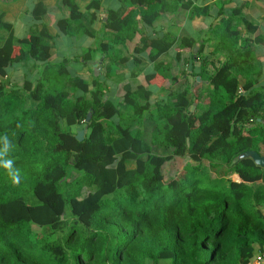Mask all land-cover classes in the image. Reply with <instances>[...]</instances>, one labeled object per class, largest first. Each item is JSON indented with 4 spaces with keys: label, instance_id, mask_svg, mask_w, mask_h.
Masks as SVG:
<instances>
[{
    "label": "trees",
    "instance_id": "16d2710c",
    "mask_svg": "<svg viewBox=\"0 0 264 264\" xmlns=\"http://www.w3.org/2000/svg\"><path fill=\"white\" fill-rule=\"evenodd\" d=\"M99 6L92 0L87 9ZM44 11L42 2L36 4L34 18ZM126 11L111 12L106 23L122 42L133 31L124 32L131 16ZM5 14L0 10V264H247L254 244L264 246V166L237 157L261 150L263 89L241 92L230 62L210 78L226 95L195 112L191 107L203 97L185 89L149 116V94L140 104L126 90L123 113L103 99L102 76L94 74V91L81 77L71 78L68 68L50 63V32L31 29L19 37ZM83 17L73 5L58 26L70 35L82 32ZM109 48L107 42L94 45L84 61L92 63L96 52ZM18 63H32L39 73H25L18 84L8 69ZM53 75L70 79L51 90ZM89 89L91 98L78 94ZM77 128L85 129L83 140ZM72 181L78 184L69 198L75 219L70 215L66 237L68 201L58 186Z\"/></svg>",
    "mask_w": 264,
    "mask_h": 264
},
{
    "label": "crops",
    "instance_id": "0c3cea01",
    "mask_svg": "<svg viewBox=\"0 0 264 264\" xmlns=\"http://www.w3.org/2000/svg\"><path fill=\"white\" fill-rule=\"evenodd\" d=\"M91 1L81 0V3H78L84 13L82 22L86 30L80 29L82 32L71 35L60 29L58 20L63 17H55L58 12L54 10L52 13L51 6L44 0H36L31 8L26 9L22 7L23 1L10 3L11 5L0 2V10L5 11V19L13 23L19 37H23L19 34L27 35L31 29L42 31L46 29L50 32L54 45L50 63L58 62L59 67L68 68L65 64L70 59V62H73L68 69L70 77H81L94 91L97 90L94 85V74L102 76L98 89L102 90L103 99L120 107L123 113L127 107L126 90L137 96L140 104L146 102L142 97L149 94V101L153 104L146 114L149 116L155 112L157 104L168 101L173 95L180 94L185 89H190L192 96L198 94V97H203L202 102L194 103L191 107L195 112L201 103L208 104L212 97L220 98L226 95L225 89L214 90L210 78L215 76L221 66L230 62L234 74L240 80L241 92L246 93L255 89L264 91V0H146L144 5L134 0H97L99 8L87 9ZM39 2L43 3L45 11L41 19H35L33 10ZM126 8L124 15L131 12L128 21L133 31L125 41L113 46L120 52L119 60L113 61L107 50L96 52L92 63L85 62L84 52L96 45L93 43L86 49L76 47L77 51L73 57H64L59 52L56 53V38L59 35L66 36L63 40L80 35L77 38L87 36L88 42L94 41L96 36L103 37L101 33L109 29L106 23L111 12L119 13ZM69 15L70 12L64 17ZM17 23L20 27L23 26L22 30L18 29ZM26 24L29 29L24 31ZM52 26H56V29L53 30ZM145 39L151 40L153 45L144 48ZM160 47L167 49L158 52L156 48ZM15 51H18V46ZM66 58L68 61H64ZM40 67L41 70L44 65L41 64ZM8 69L9 77L19 82L18 84L22 83L21 78L25 73L28 78L39 73V69H35L32 63L13 64L8 66ZM2 77L0 74V79ZM66 78L69 81V76ZM248 81L253 83L251 88L246 90L243 86ZM90 89L86 93L78 94H86L91 98L93 91ZM121 119L123 121L125 118ZM250 126H254V123ZM260 148V152L263 153L264 142L260 143ZM231 178L235 181L242 180L238 174H232ZM254 249V254L247 264L264 252V246L259 243L254 244ZM147 264L152 262L148 261Z\"/></svg>",
    "mask_w": 264,
    "mask_h": 264
},
{
    "label": "rangeland",
    "instance_id": "374dc122",
    "mask_svg": "<svg viewBox=\"0 0 264 264\" xmlns=\"http://www.w3.org/2000/svg\"><path fill=\"white\" fill-rule=\"evenodd\" d=\"M19 1H23L22 7L24 9H26V8H31V6H33L35 4L36 0H19ZM44 2H47L51 6L50 11L52 13H54V10H56L58 12V14L55 17H59V16L64 17V16H67L69 12L71 14V9H72L73 5H78V3H81V0H70V5H69V0H44ZM5 3L10 4V2H5ZM69 7H70V10H69ZM29 21H30V18L28 17L27 18V22H29ZM85 23H86V21H85ZM17 27H18L19 30L23 29V26L20 27L18 23H17ZM28 29H29V27L26 24V27L24 28V31H27ZM52 29L55 30L56 26H52ZM131 29H132L131 24H127L125 26V28H124V32L125 33L131 32ZM101 34H103V37L99 38V36H96L95 40L94 41H90V42H88V37L87 36H82L81 39H79L77 37H79L80 35L79 36L77 35V37H68V38L63 40V38H65L66 36H62L61 37V35H59L56 38V44H57L56 53L59 52L64 57L65 56L73 57L74 54H75V51H77L76 47L81 46V47H85V49H86L90 44H92V43L93 44H98L100 41H102V42H107L109 44V46H112V48L108 49V52H109L110 57L112 58V60L113 61L119 60L120 59V52L119 51L117 52L116 49L113 46L115 44H117L118 42L122 41V39L120 38L121 35L118 36L114 31L109 30V29L106 30V32L101 33ZM19 35L20 36H24V35H26V33L19 34ZM58 47H59V49H58ZM54 64H55V67H59L60 66V63H58V62H56ZM71 64H73V62H70V59H69V62L67 64H65V65L68 67V69H70V65ZM106 64L107 63L105 62V65ZM107 66H109L111 68L110 65H107ZM114 73H115V71H114ZM57 77L58 76L53 75V77H51L49 79L48 84H49V87H51V90H61L62 88H64V81H66V82L68 81L67 78L63 79L61 77L60 78L62 79V81H58ZM184 164H185V159H183V160L180 159L176 163V165L178 166V168L180 170L183 168ZM77 185L74 183V181H72L71 184L69 182V184H66V185L59 184V186H58L59 187V191L65 196V198L68 201L67 202V206H66V214L69 217L67 218L68 222H67V226H66V228H67L66 237L70 235V215H72L71 207H70V203H69L70 189L71 188L73 190L75 188L77 189ZM27 189L30 191L31 196L33 197L31 187H28ZM72 217L75 219V217L73 215H72ZM77 227L82 228V224L80 222H78ZM83 231L87 232L86 229H83Z\"/></svg>",
    "mask_w": 264,
    "mask_h": 264
},
{
    "label": "water",
    "instance_id": "95a60500",
    "mask_svg": "<svg viewBox=\"0 0 264 264\" xmlns=\"http://www.w3.org/2000/svg\"><path fill=\"white\" fill-rule=\"evenodd\" d=\"M104 19L106 20L107 16H105ZM92 115H93V111H89L86 117L87 122H90ZM75 136L78 140H83L85 137V130L84 129L78 130ZM244 158H251L252 160H254L256 164L264 166V152L262 153L254 149L246 150L240 153L237 157L238 160H241Z\"/></svg>",
    "mask_w": 264,
    "mask_h": 264
},
{
    "label": "built area",
    "instance_id": "2783aa9c",
    "mask_svg": "<svg viewBox=\"0 0 264 264\" xmlns=\"http://www.w3.org/2000/svg\"><path fill=\"white\" fill-rule=\"evenodd\" d=\"M249 264H264V252L255 256L254 261Z\"/></svg>",
    "mask_w": 264,
    "mask_h": 264
}]
</instances>
